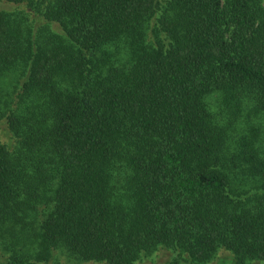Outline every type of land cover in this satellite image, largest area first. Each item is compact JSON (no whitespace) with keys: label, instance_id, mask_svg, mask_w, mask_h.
I'll return each mask as SVG.
<instances>
[{"label":"trees","instance_id":"trees-1","mask_svg":"<svg viewBox=\"0 0 264 264\" xmlns=\"http://www.w3.org/2000/svg\"><path fill=\"white\" fill-rule=\"evenodd\" d=\"M0 1V264H264L262 0Z\"/></svg>","mask_w":264,"mask_h":264},{"label":"rangeland","instance_id":"rangeland-1","mask_svg":"<svg viewBox=\"0 0 264 264\" xmlns=\"http://www.w3.org/2000/svg\"><path fill=\"white\" fill-rule=\"evenodd\" d=\"M264 2V0H262ZM0 6L3 7V8H11L13 7V5L11 4H6L4 5L1 1H0ZM1 125H0V141L1 142H5L3 139H4V132L3 130H1ZM221 254H225L224 252H221ZM167 252L163 251V250H158L156 251L154 254H152L151 256L145 258V259H142L143 261L140 262L139 264H157V263H160L162 261H165L167 260ZM68 262L62 260V264H67Z\"/></svg>","mask_w":264,"mask_h":264}]
</instances>
